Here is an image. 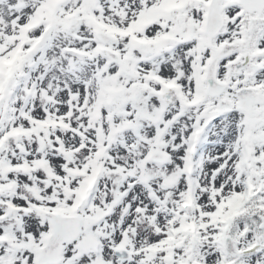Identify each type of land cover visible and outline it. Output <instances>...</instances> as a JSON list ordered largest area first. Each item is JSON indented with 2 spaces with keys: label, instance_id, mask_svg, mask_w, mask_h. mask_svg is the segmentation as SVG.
Instances as JSON below:
<instances>
[{
  "label": "snow or ice",
  "instance_id": "6c2138e0",
  "mask_svg": "<svg viewBox=\"0 0 264 264\" xmlns=\"http://www.w3.org/2000/svg\"><path fill=\"white\" fill-rule=\"evenodd\" d=\"M0 264H264V0H0Z\"/></svg>",
  "mask_w": 264,
  "mask_h": 264
}]
</instances>
